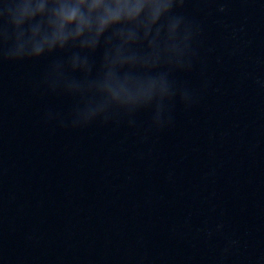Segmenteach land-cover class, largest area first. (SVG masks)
<instances>
[{
    "label": "water",
    "instance_id": "1",
    "mask_svg": "<svg viewBox=\"0 0 264 264\" xmlns=\"http://www.w3.org/2000/svg\"><path fill=\"white\" fill-rule=\"evenodd\" d=\"M67 2L0 0V264H264V0Z\"/></svg>",
    "mask_w": 264,
    "mask_h": 264
},
{
    "label": "clouds",
    "instance_id": "2",
    "mask_svg": "<svg viewBox=\"0 0 264 264\" xmlns=\"http://www.w3.org/2000/svg\"><path fill=\"white\" fill-rule=\"evenodd\" d=\"M42 7V6H41ZM83 7H87L89 13H91L94 10L100 9L103 7L105 11H107V6L103 4V0H93L91 4H86V0H68L67 3H63L60 5L58 11H57V23L62 22L63 20L68 21H84L90 25L88 17L85 16V14L81 11ZM29 10L25 6L19 11V16L23 18L25 15H28ZM113 15H120L121 13L119 11L117 12H108L106 16H101V19L113 16ZM36 37V33H33V38ZM51 38V37H50ZM49 37H43L36 45V48H39L41 45H43L45 42H47ZM169 94V91H168ZM142 95L145 96V93ZM151 98V93L148 94V99ZM184 99H187V97H183ZM129 99H133L132 97H129Z\"/></svg>",
    "mask_w": 264,
    "mask_h": 264
}]
</instances>
